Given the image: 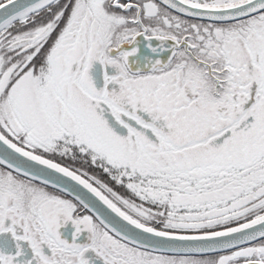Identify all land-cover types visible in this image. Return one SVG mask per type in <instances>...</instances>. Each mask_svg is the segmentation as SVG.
Returning a JSON list of instances; mask_svg holds the SVG:
<instances>
[{"label": "snow or ice", "instance_id": "1", "mask_svg": "<svg viewBox=\"0 0 264 264\" xmlns=\"http://www.w3.org/2000/svg\"><path fill=\"white\" fill-rule=\"evenodd\" d=\"M0 264H264V0H0Z\"/></svg>", "mask_w": 264, "mask_h": 264}]
</instances>
